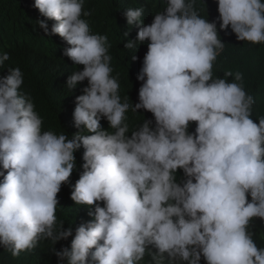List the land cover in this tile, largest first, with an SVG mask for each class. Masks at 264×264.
Listing matches in <instances>:
<instances>
[{"label": "clouds", "instance_id": "1", "mask_svg": "<svg viewBox=\"0 0 264 264\" xmlns=\"http://www.w3.org/2000/svg\"><path fill=\"white\" fill-rule=\"evenodd\" d=\"M166 5L150 25L143 8L125 12L129 27L139 28L125 48L149 41L133 106L128 97L122 101L112 75L108 37L93 34L82 19L89 15L84 0H35L41 16L56 21L51 34L70 45L64 55L83 66L67 88L85 80L88 86L75 100L74 126L81 131L69 138L42 130L31 96L21 91L19 67L0 78V165L7 173L0 172V244L13 257L72 236L56 215L57 196L82 145L84 171L71 199L95 205L94 221L76 228L71 250L55 252L60 261L140 264L151 245L154 264H165V254L169 264H200L202 256L206 264H264V247L249 230L254 218L264 221V118L253 122L254 98L241 84L213 79L225 46L216 23L199 16L195 0ZM218 12L220 30L230 26L239 41L264 44L261 0H218ZM36 22L48 35L45 20ZM9 59L0 54V68ZM139 109L154 114L155 128L145 120L129 138L126 113ZM102 118L111 131L102 130Z\"/></svg>", "mask_w": 264, "mask_h": 264}, {"label": "trees", "instance_id": "2", "mask_svg": "<svg viewBox=\"0 0 264 264\" xmlns=\"http://www.w3.org/2000/svg\"><path fill=\"white\" fill-rule=\"evenodd\" d=\"M34 2L35 0H0V54L6 52L10 56L9 61L0 68V78L9 74L7 68L19 67L23 74L21 91L31 96L35 110L43 120L42 130L52 131L57 135L64 133L71 138L81 131L74 126L73 113L76 97L84 94L83 89L88 86V82L85 80L78 83L75 89L67 88L68 78L74 72L82 71L83 66L74 65L70 58L64 55V50L70 45L58 35L51 34V27L56 21L46 20L41 16L34 7ZM261 2L264 3V0ZM166 6V0H84L83 10L89 15L83 16L82 19L89 24L93 34L108 37L112 75L118 79L122 101L128 97L133 106L139 103V89L143 82L138 81L137 76L148 51L149 41L139 45L136 50L125 48L129 40L136 39L139 31L135 25L129 27L125 12L129 8H143L144 24L150 25L155 14L163 12ZM195 7L201 18L216 23L218 36L225 44L213 64V79L224 78L229 83L241 84L246 94L254 98L251 118L258 124L259 119L264 118V44L252 45L239 41L230 26L227 30H220L222 21L219 19L218 0H195ZM38 20H45L48 24V35L39 28L36 22ZM133 56L136 59H133ZM229 72L232 76L226 75ZM237 73L242 74V81H234ZM126 116L130 129L129 138L131 130H135L145 120L152 121L151 127L155 128L154 114L147 110L139 109L137 114L129 110ZM100 125L102 130L111 131L106 119L102 118ZM196 126V122L190 123V134L195 133ZM84 151L81 145L74 153L76 166L69 181L62 185L57 196L59 204L56 215L58 220L64 222V229H72V236L54 245L49 240H44L34 250L22 252L18 257H13L11 252L0 244V264H67V260L60 261L55 252L64 247L71 250L76 228L82 223L94 221L95 205H76L71 199L74 185L84 171ZM0 172L7 174L2 165ZM176 177L177 182L181 184L186 179L182 169L177 170ZM2 180L3 176H0V182ZM248 200L251 201L250 195ZM97 203L101 207L104 206L103 202ZM249 230L255 233L254 240L258 247H264V221L254 218ZM155 252L153 246H148L140 264H154L151 254ZM165 264H169L167 254ZM200 264H206L203 256Z\"/></svg>", "mask_w": 264, "mask_h": 264}]
</instances>
